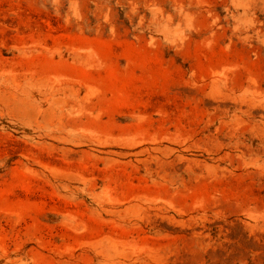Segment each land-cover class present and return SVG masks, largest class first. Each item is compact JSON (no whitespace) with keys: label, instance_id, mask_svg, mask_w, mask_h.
Here are the masks:
<instances>
[{"label":"rangeland","instance_id":"374dc122","mask_svg":"<svg viewBox=\"0 0 264 264\" xmlns=\"http://www.w3.org/2000/svg\"><path fill=\"white\" fill-rule=\"evenodd\" d=\"M0 264H264V0H0Z\"/></svg>","mask_w":264,"mask_h":264}]
</instances>
